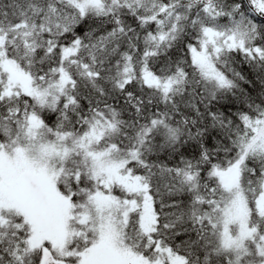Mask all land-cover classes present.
Returning <instances> with one entry per match:
<instances>
[{"label": "snow or ice", "instance_id": "6c2138e0", "mask_svg": "<svg viewBox=\"0 0 264 264\" xmlns=\"http://www.w3.org/2000/svg\"><path fill=\"white\" fill-rule=\"evenodd\" d=\"M0 264H264V0H0Z\"/></svg>", "mask_w": 264, "mask_h": 264}]
</instances>
